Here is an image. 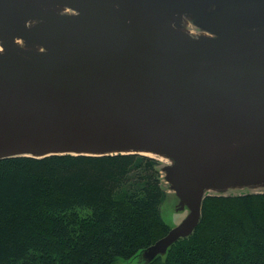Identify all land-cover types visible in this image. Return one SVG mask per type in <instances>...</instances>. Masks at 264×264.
I'll return each instance as SVG.
<instances>
[{"label": "water", "instance_id": "95a60500", "mask_svg": "<svg viewBox=\"0 0 264 264\" xmlns=\"http://www.w3.org/2000/svg\"><path fill=\"white\" fill-rule=\"evenodd\" d=\"M205 3L222 5L200 20L213 36L175 26ZM259 26L264 0H0V45L34 61L0 56V159L164 152L189 212L148 248L190 235L205 191L264 181V41L246 30Z\"/></svg>", "mask_w": 264, "mask_h": 264}, {"label": "trees", "instance_id": "16d2710c", "mask_svg": "<svg viewBox=\"0 0 264 264\" xmlns=\"http://www.w3.org/2000/svg\"><path fill=\"white\" fill-rule=\"evenodd\" d=\"M159 160L0 159V264H116L169 231ZM147 264H264V192L207 195L192 233Z\"/></svg>", "mask_w": 264, "mask_h": 264}, {"label": "rangeland", "instance_id": "374dc122", "mask_svg": "<svg viewBox=\"0 0 264 264\" xmlns=\"http://www.w3.org/2000/svg\"><path fill=\"white\" fill-rule=\"evenodd\" d=\"M219 7L221 8L222 5H218L215 3H205L203 5L198 4L193 11L187 9L183 14V18L178 20L175 26L186 30L194 38H199L206 35L213 36L214 34H212L210 30L205 28L200 20L203 15L215 12ZM66 13H73V11H71V9H68ZM246 30L253 33V35L249 37V39L264 41V26L246 28ZM8 39L10 40V38ZM154 157L160 162L159 169L161 173L162 184L164 189L166 190V198L161 205L162 218L168 225H170V228H173L186 216V214L189 212V209L187 206H181V204H179L178 192L173 188L168 178V169L172 166L173 160L170 157ZM258 192H264V181L259 183H254L252 181H242L239 184H236L233 187L227 189L211 188L210 190L205 191L204 197L207 195H232ZM187 236L179 237L172 242L162 240L154 247L141 249L131 259L126 260L123 258H118L116 264H147L150 260L158 255L165 256L170 246L177 243L179 239L185 238Z\"/></svg>", "mask_w": 264, "mask_h": 264}, {"label": "bare ground", "instance_id": "6f19581e", "mask_svg": "<svg viewBox=\"0 0 264 264\" xmlns=\"http://www.w3.org/2000/svg\"><path fill=\"white\" fill-rule=\"evenodd\" d=\"M22 3L25 2V0H18ZM38 7H42L44 9H48V10H51V11H56V12H59V13H64V12H67L69 8L65 7V6H62V5H58V4H41V5H36ZM18 22H20L21 24H24V25H31L33 23L36 22V19H30V18H18L17 19ZM5 35L10 38L11 41L14 42V45L15 47L17 48H27V49H30V50H36V51H43L44 48L42 46H40L39 44L35 43V42H28V41H25L19 37H17L16 35H13L9 32H5ZM10 52H13L15 53V55L17 56H20L21 58L29 61L30 63H34L33 59L30 57V56H26V55H23V54H20L14 50H6L4 48H2L0 46V56H3V57H6L8 56V54ZM116 151H122V152H130V151H138L140 153H145V154H149L150 156H156V157H164L166 154L164 152H155V151H152V150H148V149H121V150H116Z\"/></svg>", "mask_w": 264, "mask_h": 264}]
</instances>
